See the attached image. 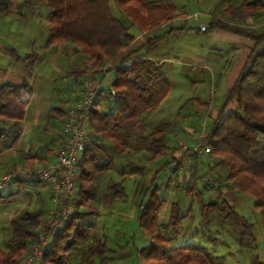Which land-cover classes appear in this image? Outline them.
<instances>
[{
  "label": "trees",
  "instance_id": "trees-1",
  "mask_svg": "<svg viewBox=\"0 0 264 264\" xmlns=\"http://www.w3.org/2000/svg\"><path fill=\"white\" fill-rule=\"evenodd\" d=\"M46 1V21L50 28L47 44H72L76 49H81L94 62L92 74L99 73L108 61L128 50L135 40L130 31L131 26H127L112 13L111 0ZM114 1L131 19V25L142 31H150L169 22L175 11L171 4L151 0ZM258 5L254 4V9ZM251 6L245 3L241 7ZM262 6L261 3L258 7ZM5 10V5L0 3V12ZM217 28L247 37L255 44L227 98L226 107L234 102L235 110L227 115L222 113L210 131L207 139L211 147L209 154L221 156L220 165L228 169L226 181L231 189L256 198L254 208L264 222V34L248 32L221 20L211 21L208 33ZM187 30L193 29H173L163 35L150 37L146 44L118 63L110 84V88L115 91V107L109 113H102L100 102H96L88 117L92 136L78 165L80 191L76 201L77 211L72 220L49 240L41 264H75L81 251L85 257L82 262L88 264H93L96 258L100 259L101 264L112 261L107 257L112 253L108 237L87 244L94 225L85 220L98 214V210L84 212L82 208L91 207V203L98 197L101 180L108 177L107 173L113 169L116 159L125 161L133 172L143 175L145 168L137 165L130 157L133 149L147 146L154 157L168 148L162 136L163 129L144 137L143 129L139 127L138 119L142 114L160 106L171 89L163 67L141 53L152 50L166 37ZM39 59L37 53L29 54L24 59L19 58L28 64H34ZM90 73L85 69L79 77ZM107 91L100 89L98 96L102 97ZM33 94L34 88L27 79L19 84L4 82L0 85V154L19 142L23 131L22 122ZM105 196L112 202L115 199L128 200L124 185L119 181L109 183ZM164 204L160 188L154 186L148 203L141 207L138 217L140 226L148 234H153L154 229L160 232L158 238H162V228L157 222ZM203 207L223 215L226 222L232 223L241 232L239 242L242 246L256 243L255 225L226 201L211 202ZM186 218L187 214L179 203H174L165 229L177 231ZM40 222L41 216L31 213L11 221L16 245L8 253L0 248V264L21 263L23 254L35 240ZM165 241L163 239L160 243H151L142 248L138 253L140 258L146 264H216L210 254L198 247L180 246L168 251ZM255 264L263 263L256 257Z\"/></svg>",
  "mask_w": 264,
  "mask_h": 264
},
{
  "label": "crops",
  "instance_id": "crops-1",
  "mask_svg": "<svg viewBox=\"0 0 264 264\" xmlns=\"http://www.w3.org/2000/svg\"><path fill=\"white\" fill-rule=\"evenodd\" d=\"M31 1L0 0V3L6 7L5 11L0 12V85L4 82L19 84L27 79L34 88L33 98L27 107L26 116L22 122L23 131L19 142L15 147L6 149L0 154V178L4 174L19 171L26 167L46 166L54 161L56 153L62 143V130L56 133L54 130L48 132L44 127L42 132L40 131L43 118L40 100L36 97L37 79L34 80L36 77L29 79L27 74L28 71L35 70L36 67H40L39 69H41L43 63L46 67L52 68L60 59L64 61L66 49L70 53H73L74 50L70 45L47 44L49 37L48 29L43 25L41 19V21L37 20V17H39L37 14L28 15L27 11ZM163 1L160 0V2ZM112 2L113 0H111L110 6H112ZM154 2L160 3L159 1ZM244 3L246 2L243 0L241 4L243 5ZM171 4L175 9L173 19L150 31H142L137 26L129 24L130 22L128 20L130 19L127 15L119 13L120 18L118 19L127 26H131L130 31L135 36V40L128 50H125L119 56L108 61L99 73L89 74V76H94L97 80L104 79V76L110 77L112 82L114 79V70L122 58L146 44L150 37L163 35L173 29H193L172 34L159 42L152 50L141 53V55L150 59L158 66L165 68L166 80L170 83L171 89L169 95L160 106L142 114L138 119L139 127L143 129L144 137L158 129H163L164 135L162 136L167 141L168 148L154 157L152 150L147 146L133 149L130 157L134 159L137 165L145 168L144 174L141 175L138 173L136 174L138 178H133L130 181L127 180L124 183V188L128 195V200L123 205H119L118 209L111 206L112 208H108L104 212L100 211L102 215H109L112 218H116L117 215L120 218L122 216H128V219L138 220L141 207L148 203L151 193L150 189L157 186L160 188V195H162L163 190L169 187L168 183L163 184L164 178L170 171L171 175H173V170L177 169L178 162L182 161L185 164L188 158L189 153H187L186 148L177 151L174 148V144L179 139L184 141L186 134L193 135L190 130L196 125H208L211 131L213 125L222 113L227 115L236 108L234 102L226 107L227 98L232 86L252 53L255 44L254 41L219 28L208 33L211 21L209 22L208 28L202 30L201 25L192 24L188 18L180 17L182 12H179L181 10L176 0H172ZM115 17L117 18V16ZM169 26L170 29L166 31L165 29H168ZM135 31H137L136 35L134 34ZM199 33L208 34L209 38H207L209 41L223 39L221 36L229 37L231 39L230 41H234L240 44V46H243V48L237 51L240 52L238 55L239 58L229 65L227 63V56V58L220 56L211 57L208 53L210 47L204 43L202 46L200 44L201 51L199 48H196L195 51V48L188 44L197 43L194 36H197ZM176 35H182L184 37H174ZM34 53L40 55V59L36 64H28L23 60H19V58L24 59L29 54ZM185 71H190L195 74L199 73L203 78L200 81L192 80ZM41 72H37L39 77L44 75L48 77L49 74ZM50 75L52 74L50 73ZM174 83L176 88L179 89V92L175 94L172 92ZM104 86L105 84L101 83L100 89L104 88ZM81 89L82 87L80 86V92ZM103 101L98 96L97 102H100V110L106 109L104 108ZM114 107L115 103H112L106 113L111 112ZM70 110H68L67 116ZM194 148L191 149L192 152H194ZM198 154L200 155L201 152L192 153L194 156ZM203 155L205 156V153ZM124 163L126 162L121 159H116L113 168H118L120 165L124 166ZM46 196L48 199H46ZM164 200L165 204L159 218L160 226L161 224H168L172 205L179 203L177 200ZM30 203L31 205L28 206ZM48 207L49 209H47ZM52 207L51 193L46 185L38 182H14L8 185L0 193V248L8 253L16 245L11 228V221L26 213H31L41 216V226V223L48 219ZM44 215H46L47 219L44 218ZM161 219L164 220V223H160ZM103 228L102 237L109 238L110 236L106 235L104 224ZM39 229L36 230V233H38ZM121 239L122 237L119 235L115 241L118 246H122L121 244H123ZM32 245L23 254L22 261L30 252ZM22 261L20 264H22ZM35 264L41 263L38 262Z\"/></svg>",
  "mask_w": 264,
  "mask_h": 264
},
{
  "label": "rangeland",
  "instance_id": "rangeland-1",
  "mask_svg": "<svg viewBox=\"0 0 264 264\" xmlns=\"http://www.w3.org/2000/svg\"><path fill=\"white\" fill-rule=\"evenodd\" d=\"M151 1L160 2V0ZM244 1L253 6L250 8L241 7L243 0H176L181 10L179 12H182L180 17H184L185 19L188 18L192 24L201 25V27L207 29L210 21L221 20L231 26L248 32L264 34V0ZM163 2L171 4L172 0H164ZM30 3L27 11L28 15L37 14V16H39L37 20H42L43 25L46 26L50 34V28L46 21L48 15L47 1L32 0ZM261 3L263 6L258 7ZM254 4L259 5L254 9ZM111 10L117 18H120L119 13L125 15L114 0ZM128 21L130 22L129 24H132L131 19ZM169 29L170 26L165 30L167 31ZM134 34L136 35L137 31H135ZM178 36L180 35L174 37ZM180 37L184 36L181 35ZM194 37L197 43L188 45H192L195 51L196 48H199L201 51L202 48L200 44L201 46L203 43L205 45L207 44V46L210 47L208 53L211 57H228L227 63L229 65L239 58L238 55L240 52L237 51L243 48L240 44L230 41L231 39L227 36H221L223 39H215L214 41H209L208 34L204 33H199ZM66 45H70L74 51L70 53L69 50L66 49L64 61L60 59L52 68L46 67L43 63L41 69H39L40 67H36L35 70L31 72L28 71L27 74L29 79H33V77H36L34 80L37 79L36 97L40 100L43 118V124L40 127L41 132L44 127L48 132L50 130H54L55 133L57 131L60 132L67 119L68 110L71 109L80 97V86L82 87L83 81L88 78L97 80V78L89 76V74L79 77L85 69H88L89 72L92 73L95 69L94 62H91L88 55L82 52L81 49H76L72 44ZM163 69L166 72L164 67ZM41 71L49 74L48 77L45 75L39 77L37 72ZM50 73L52 75H50ZM185 73H187L188 77L190 76L192 80L200 81L203 78L199 73L195 74L190 71H185ZM97 82H100V85L101 83L105 84L104 89L106 91L111 84L110 77L97 80ZM178 90L179 89L176 88L174 83L172 92L175 94L179 92ZM100 98L104 100V108L106 109H102L101 111L105 113L109 110L108 107L115 102V99L111 97L108 91ZM88 127L87 121L86 128L88 129ZM190 131L193 135L186 134L184 141L179 139V141L174 144V148L177 151L186 148L187 153L191 156L188 155L185 164L182 163V161H177V169L173 170V175H171L170 171L165 177L166 179L164 178L163 184L168 183L169 187H166L161 195V197L166 200H177L182 210L187 214L186 220L177 231L171 228L165 229L166 225L161 224L162 238H158V234L160 233H157L158 230L156 231V229H154L153 234L150 235L140 226L138 220L128 219V216H122V218H120L117 215L116 218H112L109 215H102L101 212H104L108 208H112L111 206L118 209L119 205H123L125 202L124 200H120L119 203L117 199L112 202L107 199L105 192L109 183L111 181H119L124 185L127 180L130 181L133 180V178H138V175H136L138 174L137 172H133L130 168L125 166L127 163H124V166L120 165L118 168L111 169V171L107 173L108 177L101 180L100 194H98L95 201L91 203V207L86 206V208H82L84 212H89L90 209L98 210V214L85 220L86 223L94 225L90 231L87 244L105 237H102L104 224L106 235L110 236L109 248L112 251L111 254L107 255L109 259H112L108 264H146V262L140 258L138 254L139 251L144 248V246L156 242L160 243L163 239L166 240L164 245L168 251H172L180 246H195L202 249L207 254H210L216 264H255L256 257L264 264V222L259 212L254 208L256 198L251 195L245 196L231 189L226 181L228 169L220 165L222 159L220 155L205 153L204 156L202 152L200 154L201 156L199 154L197 156L192 155L194 152H192L191 149L198 145L202 139L207 137L205 140L207 142L211 133L210 126L196 125ZM61 140L63 142V137H61ZM129 161H131L130 158ZM32 168L34 167H26L23 169ZM15 182L18 183V181ZM193 186L195 188H192ZM191 188L193 190L190 193L189 191H191ZM150 191H153V187ZM198 193L200 194L198 195ZM46 199H48L47 196ZM222 201H226L229 205L234 207L240 215L255 225V244L251 242L247 246H242L239 242L241 232L236 229L232 223L226 222L223 219V215L217 214L212 209L210 210V208L207 210V208L205 209L203 207L204 204H209L211 202L221 203ZM30 205L31 203L28 206ZM47 209H49V207ZM122 215L124 214L122 213ZM44 218L47 219L46 215H44ZM102 222L103 224H101ZM160 223H164V220L161 219ZM157 224L160 225L159 219ZM119 235L122 237V246H118V244L115 243ZM51 239L52 236L49 237V240ZM82 254L83 251L79 252L75 259V264H88L86 261L82 262L83 258H85ZM93 264H101L100 259L96 258Z\"/></svg>",
  "mask_w": 264,
  "mask_h": 264
},
{
  "label": "built area",
  "instance_id": "built-area-1",
  "mask_svg": "<svg viewBox=\"0 0 264 264\" xmlns=\"http://www.w3.org/2000/svg\"><path fill=\"white\" fill-rule=\"evenodd\" d=\"M205 30V27H202ZM100 82L92 78L85 79L79 99L71 108L62 129L63 142L57 151L56 158L44 167L21 169L4 174L0 178V193L11 183L38 182L47 186L51 193L52 209L47 220L41 223L30 252L22 264L41 262L44 251L49 246V237L55 236L76 213V201L80 191L78 165L82 155L91 141V130L86 122L98 99ZM111 96L115 91L108 88ZM207 137L195 146L194 152L210 153Z\"/></svg>",
  "mask_w": 264,
  "mask_h": 264
}]
</instances>
